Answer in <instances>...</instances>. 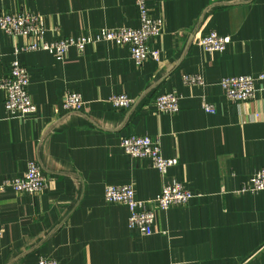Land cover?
Listing matches in <instances>:
<instances>
[{"label": "crops", "instance_id": "crops-1", "mask_svg": "<svg viewBox=\"0 0 264 264\" xmlns=\"http://www.w3.org/2000/svg\"><path fill=\"white\" fill-rule=\"evenodd\" d=\"M146 1L165 26L151 42L159 59L141 66L127 46L108 42L83 55L71 48L62 60L17 54L29 39L0 30V78L18 58L37 106L10 119L0 90V183L24 177L31 161L48 181L39 195L0 193V264H264V192H241L264 168V80L255 83V99L241 103L228 101L220 85L264 74V0ZM19 11L39 13L50 42L140 26L136 0H0V17ZM212 31L229 37L226 51L199 45ZM185 74L205 85H185ZM69 92L82 95V110L63 109ZM165 93L180 96L177 114L155 108ZM120 94L135 101L130 109L108 102ZM132 135L158 140L163 157L178 164L163 177L149 160L130 158L121 141ZM173 181L194 197L156 210L151 236L130 229L125 205L105 202L108 186L131 185L150 201Z\"/></svg>", "mask_w": 264, "mask_h": 264}, {"label": "built area", "instance_id": "built-area-1", "mask_svg": "<svg viewBox=\"0 0 264 264\" xmlns=\"http://www.w3.org/2000/svg\"><path fill=\"white\" fill-rule=\"evenodd\" d=\"M140 15L138 28L99 29L97 33L81 38H65L60 41H48V29L39 13H6L0 17V30L11 37H26L29 43L17 50L23 52H46L59 60L66 57L71 48H76L80 55L85 53L87 46L93 43L108 42L125 45L129 48L130 58L141 66L148 59H159V52L151 45L154 39L164 32V20L152 14L146 0H136ZM199 45L208 52H224L230 43L229 37L220 36L212 31L199 40ZM0 56V62H1ZM264 80V74L258 78L249 75L224 77L220 85L228 101L241 103L254 100L257 95L256 81ZM183 83L192 87H203L204 79L198 74H185ZM30 84L27 69L15 58L10 64L9 76L0 78V90L5 93V110L10 119H24L37 112V106L28 92ZM180 96L175 93H165L154 99L155 108L162 113L175 115L180 110ZM108 102L117 109H130L135 101L127 95H112ZM85 105L81 94L69 92L63 103V109L76 112ZM206 112L214 114L215 109L203 101ZM124 153L132 159H147L153 168L166 177L169 169L178 164L177 159H166L162 155L160 142L149 136L132 135L121 141ZM48 187V181L39 163L31 161L24 177L5 179L0 183V193L13 189L17 193L28 195L42 194ZM242 193L264 192V168L253 175L250 183L243 187ZM193 194L184 183L179 181L165 184L162 193L150 201L139 200L131 185L108 186L105 189L107 204L125 205L129 212L128 225L130 229L141 235L151 236L154 233L156 210L166 211L172 207L186 206ZM38 264H60L55 260L41 258Z\"/></svg>", "mask_w": 264, "mask_h": 264}]
</instances>
